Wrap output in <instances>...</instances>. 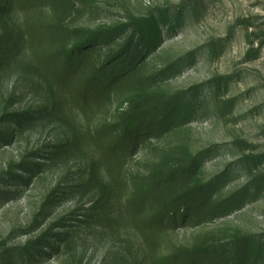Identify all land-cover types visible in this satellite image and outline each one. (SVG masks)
Segmentation results:
<instances>
[{"label": "rangeland", "instance_id": "rangeland-1", "mask_svg": "<svg viewBox=\"0 0 264 264\" xmlns=\"http://www.w3.org/2000/svg\"><path fill=\"white\" fill-rule=\"evenodd\" d=\"M74 4L68 29H120L121 43L135 21L155 19L160 38L137 74L84 114L37 68L24 15L13 0H0V257L10 254V264H159L198 245L228 251L246 236L261 253L255 264H264V45L246 57L247 35L264 39V0ZM33 17L44 25L58 20L48 4ZM49 39L43 51L60 45ZM146 95L175 104L126 159L128 177L154 174L181 153L198 165L193 181L214 186L212 203L225 209L163 232L153 247L126 216L130 179L118 190L90 142Z\"/></svg>", "mask_w": 264, "mask_h": 264}, {"label": "trees", "instance_id": "trees-1", "mask_svg": "<svg viewBox=\"0 0 264 264\" xmlns=\"http://www.w3.org/2000/svg\"><path fill=\"white\" fill-rule=\"evenodd\" d=\"M13 2L24 15L25 35L35 65L47 81L84 114L92 112L101 102L108 101L120 85L136 75L138 62L145 60L160 38L155 19L135 21L133 31L121 43H116L122 37L118 33L120 29L106 34L99 30L68 29L64 25L75 9L74 0ZM45 4L50 5L57 15L55 24L44 25L35 21L33 15ZM45 38H50L47 42L54 41L60 45L51 52L43 51ZM70 38L72 41H69ZM246 41L249 46L246 57H256L264 39L250 33ZM110 42L115 44L113 49L109 48ZM104 50L107 53L102 59L100 52ZM174 104V98L161 99L157 95L139 97L119 112L113 126L94 131L90 137L107 177L119 185L116 188L120 190L121 184L126 187L130 179L131 198L125 203L126 216L147 247H153L155 237H160L165 231L225 211L223 204L212 203L214 186L193 181L198 165L184 154H173L154 174L131 177L126 174V159L140 141L165 124ZM15 123L18 128L23 126L21 121ZM252 244L244 236L234 238L228 251L218 252L213 247L198 245L191 250L174 252L159 264H255L261 253H256ZM9 260L10 254L2 255L0 264H10Z\"/></svg>", "mask_w": 264, "mask_h": 264}]
</instances>
